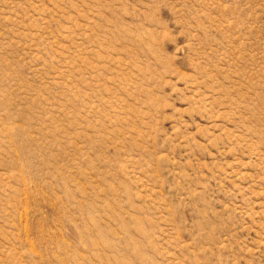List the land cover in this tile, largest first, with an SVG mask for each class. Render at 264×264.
Instances as JSON below:
<instances>
[{
	"label": "rangeland",
	"instance_id": "1",
	"mask_svg": "<svg viewBox=\"0 0 264 264\" xmlns=\"http://www.w3.org/2000/svg\"><path fill=\"white\" fill-rule=\"evenodd\" d=\"M0 264H264V0H0Z\"/></svg>",
	"mask_w": 264,
	"mask_h": 264
}]
</instances>
